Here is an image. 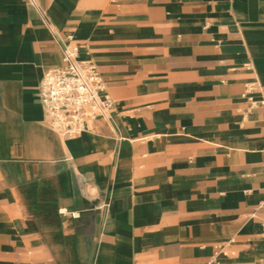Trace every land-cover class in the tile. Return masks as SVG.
<instances>
[{
  "label": "crops",
  "instance_id": "1",
  "mask_svg": "<svg viewBox=\"0 0 264 264\" xmlns=\"http://www.w3.org/2000/svg\"><path fill=\"white\" fill-rule=\"evenodd\" d=\"M67 45L116 103L73 137ZM263 200L264 0H0V264H264Z\"/></svg>",
  "mask_w": 264,
  "mask_h": 264
},
{
  "label": "built area",
  "instance_id": "2",
  "mask_svg": "<svg viewBox=\"0 0 264 264\" xmlns=\"http://www.w3.org/2000/svg\"><path fill=\"white\" fill-rule=\"evenodd\" d=\"M39 99L51 126L71 137L81 134L96 118L110 115L116 104L97 63L92 58L81 59L79 50L69 45L63 49V64L45 72Z\"/></svg>",
  "mask_w": 264,
  "mask_h": 264
}]
</instances>
